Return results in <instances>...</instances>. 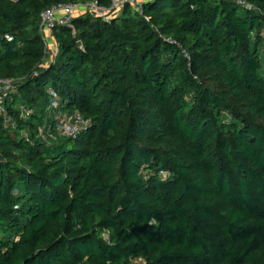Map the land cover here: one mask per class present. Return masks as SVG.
<instances>
[{
  "label": "trees",
  "instance_id": "1",
  "mask_svg": "<svg viewBox=\"0 0 264 264\" xmlns=\"http://www.w3.org/2000/svg\"><path fill=\"white\" fill-rule=\"evenodd\" d=\"M112 1L0 0V264H264V0L82 13L46 62L44 12Z\"/></svg>",
  "mask_w": 264,
  "mask_h": 264
},
{
  "label": "built area",
  "instance_id": "2",
  "mask_svg": "<svg viewBox=\"0 0 264 264\" xmlns=\"http://www.w3.org/2000/svg\"><path fill=\"white\" fill-rule=\"evenodd\" d=\"M154 0H113L109 8L102 7L98 3H90L87 5L69 4L59 5L44 12L41 16V31L47 36H51L54 29L58 25L66 26L71 24V20L82 13H90L96 17H102L103 19L110 20L112 17L120 15L121 11L130 5L136 11L142 12L143 6L147 3H151ZM237 4L245 10L252 11L254 6L250 0H226ZM86 10V12L84 11ZM84 11V12H83ZM171 44H176L175 41L167 40ZM186 54V57L190 60V56ZM16 81L0 80V111L3 108L5 100L9 92L13 89ZM56 104L51 106L52 109H56ZM56 115L57 123L55 124L56 132L63 138L76 139L82 132L87 130L90 126V121L85 119L81 114L77 113L71 117H65L61 112H54ZM52 127L48 128V132H51ZM43 134V131H41ZM137 264H145V261L139 259Z\"/></svg>",
  "mask_w": 264,
  "mask_h": 264
},
{
  "label": "rangeland",
  "instance_id": "3",
  "mask_svg": "<svg viewBox=\"0 0 264 264\" xmlns=\"http://www.w3.org/2000/svg\"><path fill=\"white\" fill-rule=\"evenodd\" d=\"M86 12V10H84ZM83 11V12H84ZM45 44L47 50L46 62H51L57 53V44L52 36H45Z\"/></svg>",
  "mask_w": 264,
  "mask_h": 264
},
{
  "label": "water",
  "instance_id": "4",
  "mask_svg": "<svg viewBox=\"0 0 264 264\" xmlns=\"http://www.w3.org/2000/svg\"><path fill=\"white\" fill-rule=\"evenodd\" d=\"M82 46V44L79 42V47H81Z\"/></svg>",
  "mask_w": 264,
  "mask_h": 264
}]
</instances>
